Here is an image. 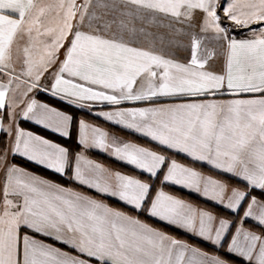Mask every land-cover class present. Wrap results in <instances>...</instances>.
<instances>
[{"label":"snow or ice","instance_id":"6c2138e0","mask_svg":"<svg viewBox=\"0 0 264 264\" xmlns=\"http://www.w3.org/2000/svg\"><path fill=\"white\" fill-rule=\"evenodd\" d=\"M218 7L238 27L249 28L255 23L256 27L250 28L253 38L229 39L227 29L221 26ZM197 10L203 14L199 24ZM52 11H56V26L46 27L44 21ZM260 22H264V0H228L227 6L219 0H82L80 4L77 0H67V4L59 0L46 5L37 0H0V71L8 67L13 45H17L19 53V41L27 36V44L22 47L24 64L28 76L33 75L35 68V81L59 59L60 48L68 42L65 58L53 76V95L63 93L118 105L158 95L215 94L226 81L231 94H249L250 98L103 115L109 120L119 117L118 123L161 145L207 161L241 177L249 187L264 190V23ZM185 28L190 31L185 33ZM210 30L214 39L228 40L224 74L204 70L214 58V51H208L204 58L198 55L202 44L199 34ZM183 34L191 39V59L187 64L149 50L157 44L162 48L178 45L176 38ZM44 36L50 37V42L40 39ZM139 42L148 44L149 49L134 46ZM38 43L43 44L44 50L39 62L42 68L36 67L31 57ZM141 77L144 80L140 90L134 91ZM6 96L7 89L0 85V109L6 107ZM23 116L63 136L69 135L71 116L46 104L31 101ZM89 140L92 146L103 150L111 147L113 155L152 177L166 165L165 157L154 151L128 143L109 145L106 133L81 121L80 143L87 145ZM11 151L61 174L68 163L65 148L22 130H16ZM76 159L77 181L116 196L136 209L150 200L147 211L152 217L197 231L207 239H213L215 232L216 243L228 228L224 219L219 220V227H214L216 217L211 213L194 209L163 190L152 198L147 182L110 173L91 161L82 168L83 157ZM166 166L165 182L202 191L204 196L222 204L226 201L229 209L235 210L246 199V192L230 189L174 160ZM10 195L17 199H9ZM244 217L264 225V201L253 197ZM37 234L70 246L77 255L37 240ZM188 250L181 242L107 205L51 185L15 166H6L0 206V264H183ZM228 250L249 261L255 259V264H264V237L253 232L238 229ZM192 251L195 254L196 250ZM189 264H193L191 259ZM209 264L223 262L212 259Z\"/></svg>","mask_w":264,"mask_h":264},{"label":"crops","instance_id":"0c3cea01","mask_svg":"<svg viewBox=\"0 0 264 264\" xmlns=\"http://www.w3.org/2000/svg\"><path fill=\"white\" fill-rule=\"evenodd\" d=\"M59 0H37V3L40 4H57ZM67 4V0H65ZM82 3V0H77V4ZM91 11V9H90ZM63 14L61 10V15ZM56 11H52L47 15L44 23L46 27H55L56 26ZM79 18V14H77V18L72 21L75 25ZM228 19V18H226ZM164 23H167V20H164ZM227 24H230V20L226 21ZM222 27H224L221 24ZM228 27V26H227ZM256 24H252L249 28H238L241 29L242 34L238 35L235 33L233 29L227 30L228 38H235L237 40L240 39H250L253 38V33L250 31V28H255ZM226 28V27H225ZM228 29V28H226ZM43 30V29H42ZM152 31H156L155 28L151 29ZM198 31V30H197ZM212 32V31H211ZM187 33V31H185ZM213 33V32H212ZM203 34V33H201ZM246 34V35H245ZM35 35V33H33ZM187 34H183L178 36L176 39L179 41V44H173L170 47L162 48L159 44L156 45L155 49H149V45L143 42H139L135 44L136 47H143L149 50H154L158 54L164 55L166 58H171L177 60L180 63L187 64L191 59V39L190 36H185ZM245 35V36H244ZM185 36V37H184ZM44 42H50V37L44 36L40 38ZM70 39V38H69ZM202 39L201 48L198 52L200 58H204L208 51H214L215 56L205 67V71H211L215 74H224L225 60L227 57V39L217 40V42H212L213 44H203L204 39ZM21 51L17 52V45H13L12 49V59L8 62V67H6L3 71H0V85H2L5 89H7L6 96V107L0 109L2 113L0 115V123L3 124V127L0 128V139L3 136L5 138V149L0 152V206L3 204V186L6 180V166L12 167L15 166L18 169H21L24 173H27L31 176L37 177L39 179H43L49 182L51 185L59 186L62 189L71 190L74 193H78L80 195L89 197L97 202H100L104 205H107L109 208L114 209L118 212L124 213L125 215L135 218L144 224H147L151 228L159 231L160 233L166 235L170 239H175L181 242L183 245L188 247V251L185 253L183 264H189V260L193 261V264H209V261L212 259H219L223 262V264H255V259L249 261L243 256H240L238 253L230 252L228 249L231 245L232 238L236 235L238 229H244L246 231H250L255 233L258 236L264 237V235L260 232L254 231L250 229L246 224H250L256 226L260 229L264 230V225H260L258 221L253 219L252 217H244V212L247 210L248 204L251 202V199L255 197L257 200L264 201V190L258 188H251L248 186L247 181H244L241 177L235 176L232 173L225 172L223 169H218L214 167L212 164H209L204 160H196L192 156L187 153L180 152L177 149L169 148L166 145H161L158 141L153 140L150 136L144 135L142 132L136 131L134 128H128L122 123H118L119 117L114 116L112 120L107 119L103 114L104 113H117L124 112L131 109H152V108H168L175 107L177 105L188 104V103H208V102H226L232 99H247L250 98L249 94H241L240 96H235L231 94L227 90V82L225 81L223 87L215 91V94L211 92L208 94H201L196 96H189L185 94H175L168 96H156L150 100L143 101H122L118 105L111 104L107 101L103 100H82L76 97H67L63 93H58L57 95L52 94L51 84L53 81L54 74L58 71L60 66V62L65 58V51L68 47V42L65 41L64 47L60 48L58 52L59 59L53 63L47 71H44L40 77L39 81H35V68L33 70V75L28 76L26 74L27 65L24 64V56L22 52V47L27 44V36H25L24 40L19 41ZM178 47V51H177ZM44 55L43 44L38 43L37 47L32 49L31 57L36 67H41L40 65V57ZM160 71V70H157ZM144 80V77H141L137 80V83L134 85V91L140 90L141 81ZM77 83H83V81L75 80ZM159 81H157L158 83ZM35 83L36 87H31V85ZM146 86V85H145ZM31 90L29 91V88ZM97 88V90H103L108 92L109 90L99 89L97 86H92ZM118 94V93H117ZM49 99L53 102H57L63 104L67 107L78 110L95 120L99 123L91 121L86 118H79L77 121L76 127V143L79 146L78 151L75 153L73 158V165L70 172V178L75 187H69L66 184L55 182L49 180L41 175H38L34 172H31L17 164L14 163V158L22 159L30 164H33L40 169L56 175L60 178H66L68 163L65 166V171L63 174L57 173L53 168H48L44 164H40L36 160H29L25 156H21L18 153H13L11 148L15 141V132L16 130H22L25 133H32L33 135L40 136L44 139H47L49 142L53 144H57L63 148H65L68 152V162H69V148L66 144H62L58 142L56 139H61L63 141H68L71 138V129L73 124V117L69 112H66L62 109H59L55 105L45 101L44 99ZM35 100L37 104H46L49 108L56 109L58 112L64 113L65 115L71 116V121L69 123L68 132L69 135L63 136L59 132L53 131L52 128H46L41 124H37L32 119H25L23 116V112L26 109L27 105L31 103V101ZM83 121L85 125L90 126V128H96L101 130L102 132L107 134V143L109 145L119 144L122 145L124 143L136 145L138 147H142L148 149L150 151H154L160 155H163L166 159V165L170 164L173 160L178 164L191 168L192 170L200 173L204 177H211L214 180H217L223 184H226L230 189L237 188L241 191L247 193L246 199L241 202V205L238 206L235 210L229 209L225 207V204H222L216 200H212L209 197L203 195L202 191L197 192L194 189H190L184 187L183 185L172 184L170 182H165L163 180V176L167 172V166L163 165L161 169L158 171V175L155 177L150 176L148 173L143 172V170L136 168L135 166L127 163L125 160L119 159L117 156L113 155V149L110 147L108 150H103L91 145V141L87 145L80 143V123ZM26 123V124H25ZM26 125L33 126L52 137L49 138L45 135H42ZM55 139H54V138ZM139 139V140H138ZM140 141H143L142 143ZM145 142V143H144ZM154 147L164 150L170 153L174 157H167L163 152L158 151ZM99 158H95V156ZM77 156L83 157V160L80 162L81 167H87L86 162L91 161L93 164H99L103 168L107 169L110 173H120L121 175L133 177L136 179H140L143 182H147L151 185V193L153 192V198L157 191L163 190L165 193L184 201L186 204L191 205L194 209L206 211L211 213L214 217H216V221L214 222V227H219V220L224 219L228 221V228L223 232L219 243L214 242L215 232L212 233L213 239H207L197 234V231H189L188 229L176 225L170 224L167 221H162L157 217H152L148 214L147 208L145 211V204L140 208L136 209L134 206L127 204L125 201L120 200L116 196H112L109 193H103L97 191L95 188L89 187L87 184H81L77 181L75 177V169L77 165ZM177 157L181 158L178 159ZM183 159V160H182ZM189 162V163H188ZM191 163V164H190ZM198 167L205 168L207 171H211V173L219 174L223 177H227L229 179L235 180L251 190L258 191L260 195H252L249 196V193L243 189H240L236 186L230 185L227 182L217 178L215 175H212L210 172L206 173ZM194 198L201 201L206 206H211L217 208L227 214L233 215L235 218L230 219L221 215L217 212L212 211L206 206L198 205L194 201L188 199ZM9 199H13L14 201L17 197L10 195ZM127 210V211H124ZM145 211L147 218L151 221H146L140 214ZM153 223V224H152ZM163 228H167L174 233L178 234L182 238H178L175 235L168 234L163 230ZM37 240L43 241L45 244L52 245L55 248L60 249L63 252L70 253L71 255H77V253L68 245L63 244L62 242L56 241L52 238L37 234ZM193 240L205 248H208L211 251H207L190 243L189 240ZM192 250H196L195 254ZM221 251H224V255L221 254ZM83 258V257H82Z\"/></svg>","mask_w":264,"mask_h":264},{"label":"trees","instance_id":"16d2710c","mask_svg":"<svg viewBox=\"0 0 264 264\" xmlns=\"http://www.w3.org/2000/svg\"><path fill=\"white\" fill-rule=\"evenodd\" d=\"M234 31H235L236 34L240 35V31H239V30L234 29ZM43 99H44V98H43ZM44 100L47 101V102H49V103H51V104H53V105H55V106L58 107L59 109H62V110H64V111H66V112H69V113L72 115V117H73V124H72V129H71V138H70V140H68V141H63V140H61V139H56L58 142H60V143H62V144H66V145L68 146V148H69V162H68V169H67V176H66V178H60V177H58V176H56V175H53V174H51V173H48V172H46V171L40 169L39 167H37V166H35V165H33V164H30V163H28V162H26V161H24V160H22V159L14 158L13 161H14L15 164H17V165H19V166H21V167H23V168H25V169H27V170H29V171H31V172H34V173H36V174H38V175H41V176H43V177H45V178H47V179H49V180H52V181H55V182H60V183L66 184V185H68L69 187H75L74 184H73V182H72V180H71V178H70V172H71L72 165H73V158H74V155H75V153H76V152L78 151V149H79V146L77 145L76 140H75V139H76V127H77V121L79 120V118H86V119H89V120L94 121V122H97V123H99V122H98L97 120H95L94 118H92V117H90V116H88V115H86V114H84V113H82V112H80V111H78V110H75V109H73V108L67 107V106H65V105H63V104H60V103H57V102H53V101H51V100H49V99H44ZM1 114H2V113L0 112V115H1ZM25 124H26V123H25ZM26 126L29 127L30 129H32V130H34V131H36V132L42 134V135H45V136L49 137V138L52 137L51 135H49V134H47V133H45V132H43V131H41V130H39V129L33 127V126H30V125H26ZM53 138H54V137H53ZM54 139H55V138H54ZM138 140H139V139H138ZM140 142L142 143L143 141H140ZM144 143H145V142H144ZM5 146H6V144H5V138L2 136L1 139H0V152H2V151L5 149ZM154 148L157 149V150L160 151V152H163L167 157H174V156H172L170 153H168V152H166V151H164V150L158 149V148H156V147H154ZM94 156H95V155H94ZM95 158H99V157H98V156H95ZM177 158H178V159H181V158H179V157H177ZM182 160H183V159H182ZM188 163H189V162H188ZM190 164H191V163H190ZM198 168L201 169V170H203V171L206 172V173H209V172L211 173V171H207L205 168H202V167H198ZM211 174H212V175H215L217 178H219V179H221V180L227 182V183L230 184V185L236 186V187H238V188H240V189H243V190L247 191V192L249 193V196H252V195H260L258 191L251 190V189H249L248 187H246L245 185H243V184H241V183H239V182H236L235 180L229 179V178H227V177H223V176H221V175H219V174H215V173H211ZM151 196H152V198H153V192L151 193ZM188 199L194 201V202L197 203L198 205L206 206V205H204L201 201H199V200H197V199H194V198H188ZM149 205H150V200L147 201V202L145 203V211H146V208H147ZM206 207H208L209 209H211V210L214 211V212H217V213H219V214H221V215H224V216L227 217V218H230V219L235 218L233 215L227 214V213H225V212H223V211H221V210H219V209H217V208H214V207H211V206H206ZM124 211H127V210L124 209ZM145 211H143L140 215H141L146 221H148V222L151 223V221L147 218V216H146V212H145ZM152 224H153V223H152ZM246 225H247L250 229H252V230H254V231H257V232H260V233H262V234L264 235V230H263V229H260V228H258V227H256V226H253V225H250V224H246ZM163 230H164L165 232H167L168 234L175 235V236H177L178 238H182L181 236H179L178 234L174 233L173 231H171V230H169V229H167V228H166V229L163 228ZM188 240H189L190 243H193V244H195V245H198L199 247H201V248H203V249H206L207 251H211V252H213L212 250H210V249H208V248H205L204 246H202L201 244H199V243H197V242H195V241H193V240H190V239H188ZM221 254L224 255V257H226V255L224 254V251H223V252L221 251ZM226 258H227V257H226Z\"/></svg>","mask_w":264,"mask_h":264},{"label":"rangeland","instance_id":"374dc122","mask_svg":"<svg viewBox=\"0 0 264 264\" xmlns=\"http://www.w3.org/2000/svg\"><path fill=\"white\" fill-rule=\"evenodd\" d=\"M219 2H220V4H222V5H224V6H227V2H228V0H219ZM217 14L221 17V21H220V23L224 26V28L226 27V28H228L227 30H229L230 31V29H236V30H239L240 31V34H242V31H241V29H238V28H241V27H238V26H236L235 24H234V22H232L231 20H230V24H227L226 23V21L228 20V19H226L227 17H225L224 16V13H223V9L222 8H217ZM196 21H197V23L199 24L200 22H201V18H202V13L199 11V10H197L196 11ZM260 23H264V22H260ZM177 27H180V25H176ZM228 26V27H227ZM198 29H196L195 31H197ZM185 31H187V32H189L190 30H188L187 28H185ZM199 31V30H198ZM197 31V32H198ZM200 35V38L202 37L203 39H204V43L203 44H213L212 42H217V40L216 39H214L213 37H214V33H212L211 32V30L209 31V32H207V33H203V34H199ZM246 35V34H245ZM244 35V36H245ZM185 36H188V35H185ZM184 36V37H185Z\"/></svg>","mask_w":264,"mask_h":264}]
</instances>
